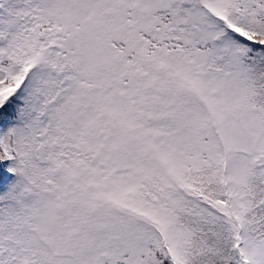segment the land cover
Returning <instances> with one entry per match:
<instances>
[{
    "label": "snow or ice",
    "instance_id": "obj_1",
    "mask_svg": "<svg viewBox=\"0 0 264 264\" xmlns=\"http://www.w3.org/2000/svg\"><path fill=\"white\" fill-rule=\"evenodd\" d=\"M0 264H264V0H0Z\"/></svg>",
    "mask_w": 264,
    "mask_h": 264
}]
</instances>
